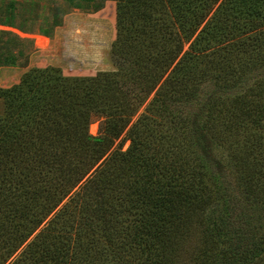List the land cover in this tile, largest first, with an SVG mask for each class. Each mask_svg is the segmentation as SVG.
<instances>
[{
  "label": "trees",
  "instance_id": "1",
  "mask_svg": "<svg viewBox=\"0 0 264 264\" xmlns=\"http://www.w3.org/2000/svg\"><path fill=\"white\" fill-rule=\"evenodd\" d=\"M86 7L56 30L68 68L0 86V264H182L189 240L192 264H264V0Z\"/></svg>",
  "mask_w": 264,
  "mask_h": 264
},
{
  "label": "rangeland",
  "instance_id": "2",
  "mask_svg": "<svg viewBox=\"0 0 264 264\" xmlns=\"http://www.w3.org/2000/svg\"><path fill=\"white\" fill-rule=\"evenodd\" d=\"M77 1L81 2L79 4H75L77 2L74 3L70 0H0V21L7 19L6 17L9 16L8 21L12 23L11 25H4L0 23V30H6L14 33L10 34L9 32H7L0 34V42L5 44L4 42L6 41V44H8L10 49L16 52V54H18V65L12 67L20 69L19 75L15 80L10 81L7 84L0 81V86L6 87L13 85L17 81H19L23 73L33 67L55 66L60 67L62 70V67H69L68 62L70 61L71 56H67L65 47L63 48L61 46V42L56 39V30L58 29V26L64 25L67 17L70 15H83L88 17L94 16V11L91 9H87L86 6H91L94 3H102L103 5H105L108 0H90L88 2H85L86 4L84 5H81L84 0ZM109 1H112L115 6L116 26V0ZM45 31H49L51 33L49 35H46L44 34ZM40 35L49 38V44L47 47L42 48L38 46L37 36ZM116 36L117 28L114 35L111 36L113 37L112 44L116 39ZM39 51L43 52L44 54H48V56L50 55L52 59H55L56 61H52L53 64L50 62H46L45 64H38V62L32 60V56L34 53ZM19 53H23V55ZM64 57L67 62L64 61ZM58 64L61 66H59ZM2 67H4V65L0 67V74L6 70H11V67ZM107 70H116V65L114 64V68H109ZM98 71H105V69H97L93 74L97 73ZM154 94L155 92H153L143 103V105L140 106L138 112L132 117L131 123L130 125H128L127 129L118 138L115 139L113 148L120 146L122 142V150H126L130 146L131 138L129 136H126V134L130 126L135 123L139 118H141V116L144 114V112L146 111V107L152 100ZM1 108L2 100L0 99V110ZM103 121L104 117L95 116L92 119V123L89 125V132L94 136L102 134ZM125 136L126 139L123 140ZM68 200L69 196L64 199L60 207ZM46 222L47 221L44 222L40 229L46 225ZM40 229L36 230L34 234L28 239V241L17 250L13 258L16 257L19 253H21L23 248L39 233ZM194 244H196V242L193 240H189L186 243V250H183L181 252L182 257L180 256V262L182 264H192V262L189 261V255L192 252ZM113 259L120 260V254H117L116 256H114V258H112L111 256L108 257V260ZM124 259H121L118 264L124 261ZM6 264H9V262Z\"/></svg>",
  "mask_w": 264,
  "mask_h": 264
},
{
  "label": "bare ground",
  "instance_id": "3",
  "mask_svg": "<svg viewBox=\"0 0 264 264\" xmlns=\"http://www.w3.org/2000/svg\"><path fill=\"white\" fill-rule=\"evenodd\" d=\"M37 44L39 47H47L49 44V38L45 37V36H37Z\"/></svg>",
  "mask_w": 264,
  "mask_h": 264
}]
</instances>
